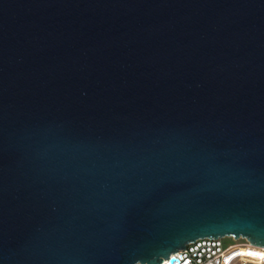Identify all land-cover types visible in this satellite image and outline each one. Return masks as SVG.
Returning a JSON list of instances; mask_svg holds the SVG:
<instances>
[{"label":"water","instance_id":"obj_1","mask_svg":"<svg viewBox=\"0 0 264 264\" xmlns=\"http://www.w3.org/2000/svg\"><path fill=\"white\" fill-rule=\"evenodd\" d=\"M217 236L264 247V0H0V264Z\"/></svg>","mask_w":264,"mask_h":264},{"label":"built area","instance_id":"obj_2","mask_svg":"<svg viewBox=\"0 0 264 264\" xmlns=\"http://www.w3.org/2000/svg\"><path fill=\"white\" fill-rule=\"evenodd\" d=\"M224 237L196 238L186 243L184 249L169 253L161 264H264V247L243 237L232 238L235 242L225 244Z\"/></svg>","mask_w":264,"mask_h":264},{"label":"rangeland","instance_id":"obj_3","mask_svg":"<svg viewBox=\"0 0 264 264\" xmlns=\"http://www.w3.org/2000/svg\"><path fill=\"white\" fill-rule=\"evenodd\" d=\"M223 242L225 243V244H229V243H233V242H235L234 241V239H232V237H230V236H225L224 238H223ZM137 264V263H136Z\"/></svg>","mask_w":264,"mask_h":264},{"label":"bare ground","instance_id":"obj_4","mask_svg":"<svg viewBox=\"0 0 264 264\" xmlns=\"http://www.w3.org/2000/svg\"><path fill=\"white\" fill-rule=\"evenodd\" d=\"M137 264H139V263H137Z\"/></svg>","mask_w":264,"mask_h":264}]
</instances>
